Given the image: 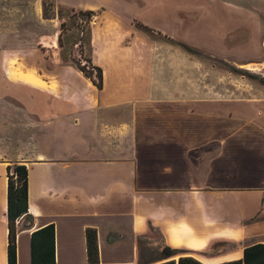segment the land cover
<instances>
[{
	"label": "crops",
	"instance_id": "1",
	"mask_svg": "<svg viewBox=\"0 0 264 264\" xmlns=\"http://www.w3.org/2000/svg\"><path fill=\"white\" fill-rule=\"evenodd\" d=\"M52 1L93 12L88 58L102 85L57 53L58 16L35 18L43 0H0V264L15 163L28 170L32 216L16 224L17 264H30L31 233L50 224L54 264H91L88 227L94 264H138L150 226L204 264L264 243V82L179 44L263 65L264 0Z\"/></svg>",
	"mask_w": 264,
	"mask_h": 264
},
{
	"label": "trees",
	"instance_id": "2",
	"mask_svg": "<svg viewBox=\"0 0 264 264\" xmlns=\"http://www.w3.org/2000/svg\"><path fill=\"white\" fill-rule=\"evenodd\" d=\"M72 10H74L72 8ZM78 14L84 16L90 22L93 12L90 10H76ZM45 18H50L45 15ZM60 15V13H58ZM139 27L152 34V30L144 25ZM61 31L64 28V22H60ZM89 45V32H88ZM60 41V34L58 42ZM81 43L79 42V45ZM185 50L200 54V52L190 48L189 46L179 43ZM87 66L81 63L75 64L88 77H96L95 84L98 87L102 85V73L100 68H96L90 63V59L86 61ZM90 71H86V68ZM235 69L234 71H236ZM244 75V74H242ZM245 76L250 77L249 74ZM261 79L259 82H262ZM28 170L24 164L15 163L12 166H7V219H8V245H7V264H17L16 255V221L22 219L23 226L32 223V216L28 213ZM153 227L150 226V231ZM86 238V254L88 263H98V245L96 229L88 227L85 229ZM112 239V238H110ZM146 235L138 236L139 259L138 264H204L193 256L182 255V251L163 244L157 251L155 258L150 260L142 259L143 243ZM54 226L53 224L42 227L31 233L30 237V264H54ZM216 264H264V243H253L245 245L243 248L242 257L239 259L229 260Z\"/></svg>",
	"mask_w": 264,
	"mask_h": 264
},
{
	"label": "rangeland",
	"instance_id": "3",
	"mask_svg": "<svg viewBox=\"0 0 264 264\" xmlns=\"http://www.w3.org/2000/svg\"><path fill=\"white\" fill-rule=\"evenodd\" d=\"M45 13L48 17H53L54 15H57L60 22H64V28L62 31H60V41L57 42V53L60 54L61 58L64 61H71L73 63H81L82 65L87 66L88 63L86 62L88 60L89 55V46H88V27L90 25V22L86 20V18L80 14L77 13V11L67 6H55L52 0H43V11L41 13H35V18L41 20V18L44 17ZM60 13V15H58ZM33 15V14H32ZM24 14H16V24H19L18 22L22 21ZM20 17V18H19ZM36 19L32 22V26H35ZM93 18L91 17L92 21ZM52 22V21H48ZM53 23H48L44 27V31H47L48 34H52L53 31ZM25 28L20 24L19 27L15 29V35H16V42H15V51L18 53L19 49H21V43L17 42V37L19 35H22ZM28 29V28H27ZM79 42L81 43L79 45ZM2 46H0L1 49ZM32 49H36V46H33ZM50 52L51 49H49ZM198 57H201L202 59L208 60L210 63H214L223 69L229 70L231 72H234L240 76H243L245 78H248L252 81L259 82L261 79L262 82H264V77H262L260 74H264V63L263 65H255V64H249V65H241L236 66L233 62H224L221 60L211 59L208 58L205 54H196ZM245 63V62H241ZM252 68V69H250ZM260 68V69H257ZM237 69L236 71H234ZM90 71V68H86V71ZM244 74V75H242ZM246 74H249L250 77L245 76ZM0 138L2 141L0 142V147L5 148V141H6V135L5 132H0ZM22 219H18L17 222H22ZM24 221L22 222V224ZM163 246V243L161 241V237L159 233L156 230L150 231L146 235V239L143 243V249H142V259L144 260H150L155 258L157 255V251ZM217 247H214L210 249L209 253H214L216 251Z\"/></svg>",
	"mask_w": 264,
	"mask_h": 264
}]
</instances>
